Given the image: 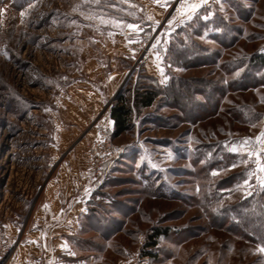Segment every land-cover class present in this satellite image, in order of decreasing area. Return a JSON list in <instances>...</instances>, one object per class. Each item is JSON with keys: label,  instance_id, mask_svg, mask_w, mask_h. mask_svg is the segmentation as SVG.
Wrapping results in <instances>:
<instances>
[{"label": "rangeland", "instance_id": "1", "mask_svg": "<svg viewBox=\"0 0 264 264\" xmlns=\"http://www.w3.org/2000/svg\"><path fill=\"white\" fill-rule=\"evenodd\" d=\"M157 1L0 0V264L33 228L45 264H264L263 246L223 221L264 198V84L228 91L196 123L182 112L236 79L228 62L264 56V0H204L191 19L183 0ZM176 39L196 43L199 64L167 57ZM142 72L179 80L177 97L114 138L113 98ZM104 136L125 151L95 177L88 154ZM77 177L68 201L50 200L62 188L49 195V183ZM160 227L171 234L152 249Z\"/></svg>", "mask_w": 264, "mask_h": 264}, {"label": "trees", "instance_id": "2", "mask_svg": "<svg viewBox=\"0 0 264 264\" xmlns=\"http://www.w3.org/2000/svg\"><path fill=\"white\" fill-rule=\"evenodd\" d=\"M185 37L189 39L190 34L185 32ZM187 41L188 43L176 39L175 42L168 47L167 57L174 60V62L176 61V63L187 64L189 66L197 65L199 64L198 59L200 57L194 53L193 48H195L196 43L190 42L189 40ZM222 43H224V41ZM201 61L203 62L201 64L206 63L205 59ZM228 63L231 67L227 72L229 75L237 73L236 79L228 82L227 87L217 86L220 92L217 98L213 94H206L207 92L205 93L206 102L204 103L197 101L195 97H191V100L187 102L188 105L191 104V106L182 109V112L188 117L189 122L196 123L200 121L204 115L218 112L219 102L228 91L254 88L264 84V78L262 76L264 71L263 55L256 54L255 56L249 57V59H238ZM243 67H245V69L241 72L240 69ZM140 78L143 79V81L138 83L133 91L126 86L111 106L109 115L110 119L113 121L114 138H119L130 132L133 128V117L140 115L143 110L151 109L159 97H164L173 101H175L177 97V95L174 94V90L179 87L180 82H178L179 80H176V78H173L166 87L162 86L156 78L144 73ZM214 88L216 87L211 86V83L207 87V89L212 90ZM213 100L218 101V103L215 104L214 109L210 110V103ZM195 106H197V109L193 108ZM250 200H253V198ZM248 202L251 201L236 205L234 208L235 213L232 212L234 216L231 217L226 215L223 221H227L230 227L237 226L239 229H234L235 233L242 239L264 247V198L259 197L254 204ZM170 234V228L160 227L154 229L152 234L148 237V247L152 249L157 248L159 239L161 237H169ZM147 255L156 257L152 252H148Z\"/></svg>", "mask_w": 264, "mask_h": 264}, {"label": "crops", "instance_id": "3", "mask_svg": "<svg viewBox=\"0 0 264 264\" xmlns=\"http://www.w3.org/2000/svg\"><path fill=\"white\" fill-rule=\"evenodd\" d=\"M200 3V0H193L192 2ZM172 2H175V0H159L157 1V8H167ZM151 4V3H150ZM201 6V5H200ZM201 9L199 7L195 14ZM161 12V11H159ZM194 15V14H193ZM145 27V26H144ZM115 74H113L112 77H115ZM113 125V124H112ZM64 180V178H61V181ZM63 183V182H62ZM80 186L79 183V177L74 178L71 184L64 185L61 184L59 180H54L53 182L49 183L47 186V191L50 195L51 191H61L57 196H52L50 200L54 201H60L66 202L69 200V198L75 194L77 187ZM62 188V189H61ZM61 189V190H60ZM80 203V202H79ZM79 208H81V205H79ZM27 238H25L24 243L21 244V246L18 248V251L16 252L15 258L13 260V264H45L46 259L48 258L49 251L46 248V245H43L40 241V232L39 231H29L26 235ZM61 239H58V246H55L56 249L59 251H62V248H59V243H63L62 237ZM64 245V244H63ZM68 247V246H66ZM67 250V249H66ZM69 250V249H68ZM54 264H70L65 262H55Z\"/></svg>", "mask_w": 264, "mask_h": 264}, {"label": "built area", "instance_id": "4", "mask_svg": "<svg viewBox=\"0 0 264 264\" xmlns=\"http://www.w3.org/2000/svg\"><path fill=\"white\" fill-rule=\"evenodd\" d=\"M124 151L125 148H120L113 145L111 140L104 136L103 142L99 148L88 154V166H90V168L95 171V177H98L100 174L103 175L109 172V170L113 167L114 163L124 153Z\"/></svg>", "mask_w": 264, "mask_h": 264}, {"label": "snow or ice", "instance_id": "5", "mask_svg": "<svg viewBox=\"0 0 264 264\" xmlns=\"http://www.w3.org/2000/svg\"><path fill=\"white\" fill-rule=\"evenodd\" d=\"M203 2H204V0H200V3H196V2L189 3L188 0H183L180 9H178L177 11L181 15L186 14L187 19H191L192 15L195 14L196 10L200 7L201 3H203ZM180 22L182 23L183 20H181ZM170 23H171V21H170ZM129 27L135 28L136 26L135 25H129ZM261 135H264V133H262ZM233 150L235 151V149H233ZM260 170L264 171V165H262L260 167ZM245 183H247V181H245ZM261 183H264V181H261ZM259 251L264 252V247L259 248Z\"/></svg>", "mask_w": 264, "mask_h": 264}, {"label": "water", "instance_id": "6", "mask_svg": "<svg viewBox=\"0 0 264 264\" xmlns=\"http://www.w3.org/2000/svg\"><path fill=\"white\" fill-rule=\"evenodd\" d=\"M124 86V85H123ZM123 86L120 87L119 91L116 93L115 97L113 98V101H115L118 97V95L121 93Z\"/></svg>", "mask_w": 264, "mask_h": 264}]
</instances>
